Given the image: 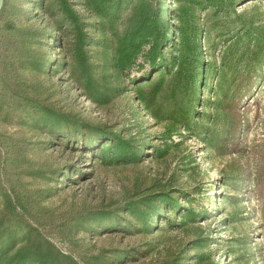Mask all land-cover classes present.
<instances>
[{
    "label": "rangeland",
    "instance_id": "obj_1",
    "mask_svg": "<svg viewBox=\"0 0 264 264\" xmlns=\"http://www.w3.org/2000/svg\"><path fill=\"white\" fill-rule=\"evenodd\" d=\"M0 264H264V0H4Z\"/></svg>",
    "mask_w": 264,
    "mask_h": 264
},
{
    "label": "trees",
    "instance_id": "obj_2",
    "mask_svg": "<svg viewBox=\"0 0 264 264\" xmlns=\"http://www.w3.org/2000/svg\"><path fill=\"white\" fill-rule=\"evenodd\" d=\"M155 23L152 15L146 16L145 20L132 32L130 38L125 37L122 43L124 48L120 50V65L121 68L127 69L137 59L138 55L144 52L145 58L151 65H162L164 62L163 51L169 44V30L164 24ZM222 109L231 117V124L228 134L225 135L220 144H217V149L221 152L222 146L227 148V152L237 153L240 151L241 138L239 129L242 124V110L239 104L231 98H226L222 104Z\"/></svg>",
    "mask_w": 264,
    "mask_h": 264
},
{
    "label": "water",
    "instance_id": "obj_3",
    "mask_svg": "<svg viewBox=\"0 0 264 264\" xmlns=\"http://www.w3.org/2000/svg\"><path fill=\"white\" fill-rule=\"evenodd\" d=\"M3 2H4V0H0V10L2 8Z\"/></svg>",
    "mask_w": 264,
    "mask_h": 264
}]
</instances>
